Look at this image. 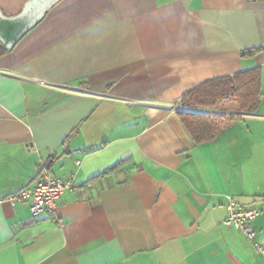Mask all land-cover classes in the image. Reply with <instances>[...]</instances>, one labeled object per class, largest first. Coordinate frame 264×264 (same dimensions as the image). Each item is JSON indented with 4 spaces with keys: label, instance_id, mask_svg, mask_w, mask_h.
I'll return each instance as SVG.
<instances>
[{
    "label": "crops",
    "instance_id": "crops-1",
    "mask_svg": "<svg viewBox=\"0 0 264 264\" xmlns=\"http://www.w3.org/2000/svg\"><path fill=\"white\" fill-rule=\"evenodd\" d=\"M256 68L264 93V0L61 1L0 55V264H264L224 225L230 198L262 209L264 248V97L201 145L178 114ZM42 163L77 188L35 218L7 199Z\"/></svg>",
    "mask_w": 264,
    "mask_h": 264
},
{
    "label": "trees",
    "instance_id": "trees-1",
    "mask_svg": "<svg viewBox=\"0 0 264 264\" xmlns=\"http://www.w3.org/2000/svg\"><path fill=\"white\" fill-rule=\"evenodd\" d=\"M259 50H245L242 57H251ZM8 51L0 43V55ZM262 70L256 68L209 81L189 92L182 100L187 106L212 108L224 106L225 109L242 113H255L264 97L262 91ZM179 117L196 145L211 142L219 133L231 126L239 118H227L223 115L179 111Z\"/></svg>",
    "mask_w": 264,
    "mask_h": 264
},
{
    "label": "built area",
    "instance_id": "built-area-1",
    "mask_svg": "<svg viewBox=\"0 0 264 264\" xmlns=\"http://www.w3.org/2000/svg\"><path fill=\"white\" fill-rule=\"evenodd\" d=\"M200 112H207L200 110ZM77 188L75 179H59L52 175L49 164L42 163L37 176L36 184L26 187L7 200L13 206L26 203L30 207L33 217L37 218L44 213L55 216L60 206V201L67 192ZM262 214L258 207H240L234 199H229L227 217L224 225L240 231L249 242L261 253L264 248L257 242V233L253 223ZM62 226V223H60Z\"/></svg>",
    "mask_w": 264,
    "mask_h": 264
},
{
    "label": "water",
    "instance_id": "water-1",
    "mask_svg": "<svg viewBox=\"0 0 264 264\" xmlns=\"http://www.w3.org/2000/svg\"><path fill=\"white\" fill-rule=\"evenodd\" d=\"M63 0H28L21 12L6 16L0 8V43L9 52L41 22Z\"/></svg>",
    "mask_w": 264,
    "mask_h": 264
},
{
    "label": "rangeland",
    "instance_id": "rangeland-1",
    "mask_svg": "<svg viewBox=\"0 0 264 264\" xmlns=\"http://www.w3.org/2000/svg\"><path fill=\"white\" fill-rule=\"evenodd\" d=\"M187 106V105H185ZM216 108H219V113H216L218 115H223L227 118H240L239 116L240 115H243L241 114L242 112L238 111V110H229V109H225L224 106H217ZM201 109V108H199ZM202 110V109H201ZM204 111V110H203ZM238 111V112H237ZM196 112H200V111H196ZM200 113H207L209 114L208 112H200ZM246 113V112H245ZM213 114V113H212Z\"/></svg>",
    "mask_w": 264,
    "mask_h": 264
}]
</instances>
